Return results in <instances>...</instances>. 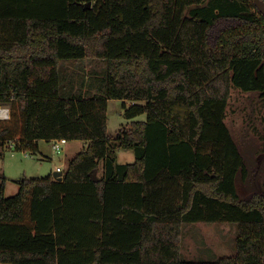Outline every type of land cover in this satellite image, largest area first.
Listing matches in <instances>:
<instances>
[{"label":"trees","instance_id":"obj_1","mask_svg":"<svg viewBox=\"0 0 264 264\" xmlns=\"http://www.w3.org/2000/svg\"><path fill=\"white\" fill-rule=\"evenodd\" d=\"M208 1L0 0V148L87 142L61 181L22 178L5 196L0 176V264H264V183L240 197L226 124L233 88L264 98V15ZM86 60L104 68L66 71ZM111 99L131 121L115 137ZM201 222L237 223L236 255L184 259L182 227Z\"/></svg>","mask_w":264,"mask_h":264},{"label":"rangeland","instance_id":"obj_2","mask_svg":"<svg viewBox=\"0 0 264 264\" xmlns=\"http://www.w3.org/2000/svg\"><path fill=\"white\" fill-rule=\"evenodd\" d=\"M211 0L202 5L205 13L216 5ZM68 73H91L101 71L104 64L86 60L83 63H67L64 65ZM76 80H78L76 78ZM131 104V102L126 101ZM124 102L111 99L108 102V131L117 136L123 126L130 125L124 117ZM146 115L137 117L135 121H145ZM226 124L239 148L248 171L247 180L239 174L237 188L242 199H250L261 192L264 183V98L257 92H243L233 88L227 109ZM83 141H70L62 153L54 151L52 144L43 143L40 152L26 157L21 151L0 148L4 154L0 158V176L5 175V196H13L18 192L16 180L31 177H46L60 167L66 171L70 158L84 147ZM116 159L120 164L135 161V151L131 148L116 150ZM102 167H100V170ZM101 174V173H100ZM1 185V177H0ZM238 224L231 222L196 223L182 227V255L190 261H215L222 257L236 255L235 241L238 235Z\"/></svg>","mask_w":264,"mask_h":264},{"label":"built area","instance_id":"obj_3","mask_svg":"<svg viewBox=\"0 0 264 264\" xmlns=\"http://www.w3.org/2000/svg\"><path fill=\"white\" fill-rule=\"evenodd\" d=\"M10 116H11L10 109L8 107L0 106V120H8L10 119ZM50 142L53 146L52 149L54 151H57L58 153H62L63 147L68 143L66 139H56ZM11 147L13 148L12 144H11ZM56 172H59L63 175L65 171L62 170L60 167H57Z\"/></svg>","mask_w":264,"mask_h":264},{"label":"water","instance_id":"obj_4","mask_svg":"<svg viewBox=\"0 0 264 264\" xmlns=\"http://www.w3.org/2000/svg\"><path fill=\"white\" fill-rule=\"evenodd\" d=\"M254 4H255L256 8L258 9V11L262 15H264V1L263 0H254ZM86 6H87V8H90L91 7V3L88 2L86 4ZM93 175H94L95 180H97V177H96L97 176V171H95ZM53 177L55 178V180H58V181H61L63 179V175L61 173H59V172H55L53 174Z\"/></svg>","mask_w":264,"mask_h":264},{"label":"crops","instance_id":"obj_5","mask_svg":"<svg viewBox=\"0 0 264 264\" xmlns=\"http://www.w3.org/2000/svg\"><path fill=\"white\" fill-rule=\"evenodd\" d=\"M127 105H129L128 103H127ZM143 116V115H142ZM142 116H140V117H142ZM131 122V121H130ZM44 142H49V143H51L50 141H45V140H41V141H39V150H40V148H43V143ZM84 142V141H83ZM84 144V147H83V149L86 147V145H87V142H84L83 143ZM8 149H9V147H7ZM82 149V150H83ZM24 153V155L26 156V157H30L31 155H33V154H31V153H29V152H23ZM4 157V156H3ZM71 159V158H70ZM55 173V172H54ZM53 173V174H54ZM31 178H36V177H31ZM39 178H41V177H39ZM22 179V178H21ZM20 179H18V180H16V182H18ZM18 184V183H17ZM18 190H19V185H18Z\"/></svg>","mask_w":264,"mask_h":264}]
</instances>
